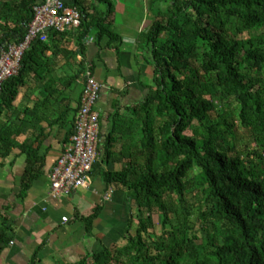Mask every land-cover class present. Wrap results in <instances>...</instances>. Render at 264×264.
I'll return each instance as SVG.
<instances>
[{"label": "trees", "instance_id": "1", "mask_svg": "<svg viewBox=\"0 0 264 264\" xmlns=\"http://www.w3.org/2000/svg\"><path fill=\"white\" fill-rule=\"evenodd\" d=\"M40 1L0 0V51L23 40ZM64 1L82 15L81 38L94 28L98 40L119 47L112 0H96L104 10ZM148 5L154 19L141 49L153 73L134 109L140 144L125 169L103 175L127 190L132 210L119 241L66 264H264V0ZM46 48L34 40L19 73L5 80L0 116L29 72L40 75ZM10 135L1 124L0 157L14 146ZM36 150L27 151L19 196L40 172ZM100 211L98 205L82 218L88 232ZM12 231L10 217L0 214V256Z\"/></svg>", "mask_w": 264, "mask_h": 264}, {"label": "crops", "instance_id": "2", "mask_svg": "<svg viewBox=\"0 0 264 264\" xmlns=\"http://www.w3.org/2000/svg\"><path fill=\"white\" fill-rule=\"evenodd\" d=\"M112 1V26L122 39L119 47L108 46L107 38L98 40L94 28L83 38L79 27L49 32L44 41L47 64L39 67L40 75L29 72L12 105L0 116V125L7 126L14 144L7 156L0 157V214L7 213L13 222L12 240L1 253L0 264H31L38 247V264L75 262L86 252L119 241L124 234L132 201L123 186L106 184L103 175L125 169L140 144L141 126L134 109L147 97L153 73L142 55L141 35L154 17L150 0H138L143 14L126 10L127 0ZM84 3L106 8L103 1ZM88 10L91 16L93 7ZM127 11L138 19L119 20ZM87 67L102 86L95 106L100 114L98 159L86 186L55 198L49 175L74 132ZM33 148L37 149L40 172L26 194L19 196L27 151ZM98 205L100 214L88 232L82 218Z\"/></svg>", "mask_w": 264, "mask_h": 264}, {"label": "built area", "instance_id": "3", "mask_svg": "<svg viewBox=\"0 0 264 264\" xmlns=\"http://www.w3.org/2000/svg\"><path fill=\"white\" fill-rule=\"evenodd\" d=\"M32 20L19 43H9L0 51V90L6 79L19 73L23 55L34 40L47 41L49 32L64 33L79 27L82 15L64 0H41L34 5ZM81 102L74 122V132L50 171V190L55 198L70 195L90 180L98 159L100 114L96 104L101 83L89 67L84 74Z\"/></svg>", "mask_w": 264, "mask_h": 264}, {"label": "rangeland", "instance_id": "4", "mask_svg": "<svg viewBox=\"0 0 264 264\" xmlns=\"http://www.w3.org/2000/svg\"><path fill=\"white\" fill-rule=\"evenodd\" d=\"M128 2H126V10H129V11H133V12H135V13H142L143 14V8L142 9H140L139 8V5L137 4V2H138V0H127ZM125 2V1H124ZM123 2V3H124ZM123 5V4H122ZM123 7H124V9H125V5H123ZM131 11V12H132ZM123 12V11H122ZM136 19H138V15L137 16H135V18H133V17H131L130 16V12L128 13V11H127V13H121V15H120V19L119 20H121L122 22H131V20H136ZM150 76H151V73H150ZM189 197H191V195H189ZM155 221H156V231L157 232H159L160 231V223H159V221H158V216H156V219H155ZM196 227L198 228V230L201 228V223H198L197 225H196ZM121 242L123 243L124 241L123 240H121ZM114 243V242H113ZM111 245V244H110Z\"/></svg>", "mask_w": 264, "mask_h": 264}]
</instances>
